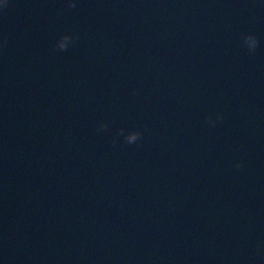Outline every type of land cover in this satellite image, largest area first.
Masks as SVG:
<instances>
[{
	"label": "water",
	"instance_id": "95a60500",
	"mask_svg": "<svg viewBox=\"0 0 264 264\" xmlns=\"http://www.w3.org/2000/svg\"><path fill=\"white\" fill-rule=\"evenodd\" d=\"M74 2L0 10V264H264V0Z\"/></svg>",
	"mask_w": 264,
	"mask_h": 264
},
{
	"label": "clouds",
	"instance_id": "9594fccd",
	"mask_svg": "<svg viewBox=\"0 0 264 264\" xmlns=\"http://www.w3.org/2000/svg\"><path fill=\"white\" fill-rule=\"evenodd\" d=\"M9 0H3V3H0V10L6 9L8 7ZM67 7L73 9L76 7L74 0H68ZM75 39H78L74 34H62L56 41L55 47L59 51H66L70 44L74 42ZM4 44L7 43L6 39L3 41ZM240 43L242 47H246L249 53H254L257 47L259 46V41L254 34H242L240 38ZM223 116L219 113L213 118L211 115L205 117V123L210 127H215L217 122H222ZM107 122H100L98 124L97 130L104 131L108 128ZM142 132L139 130H128L124 128L117 129L115 135L112 138V144L115 146L118 143V138L123 137V141L126 144H136L139 140L142 139ZM243 165L240 162H237L235 167L241 168Z\"/></svg>",
	"mask_w": 264,
	"mask_h": 264
}]
</instances>
